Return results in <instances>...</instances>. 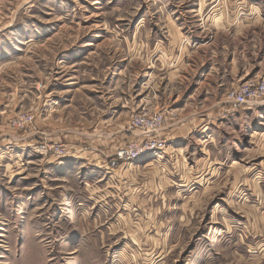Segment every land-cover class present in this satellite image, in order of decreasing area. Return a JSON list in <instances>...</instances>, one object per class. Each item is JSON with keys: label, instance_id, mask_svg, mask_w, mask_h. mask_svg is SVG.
Masks as SVG:
<instances>
[{"label": "rangeland", "instance_id": "374dc122", "mask_svg": "<svg viewBox=\"0 0 264 264\" xmlns=\"http://www.w3.org/2000/svg\"><path fill=\"white\" fill-rule=\"evenodd\" d=\"M262 80L264 0H0V264H264Z\"/></svg>", "mask_w": 264, "mask_h": 264}, {"label": "built area", "instance_id": "2783aa9c", "mask_svg": "<svg viewBox=\"0 0 264 264\" xmlns=\"http://www.w3.org/2000/svg\"><path fill=\"white\" fill-rule=\"evenodd\" d=\"M226 99L234 110L239 107L250 108L258 103L264 104V80L241 84L229 92ZM163 120L164 116L158 113H145L134 117L130 124L139 130L140 134L133 135L136 140H133L127 147L119 149L116 157L121 161L134 162L164 151L166 141L160 137ZM37 149L39 151L38 147ZM67 153V150L62 147L53 151L55 157L66 156ZM75 153H72V156H75Z\"/></svg>", "mask_w": 264, "mask_h": 264}, {"label": "crops", "instance_id": "0c3cea01", "mask_svg": "<svg viewBox=\"0 0 264 264\" xmlns=\"http://www.w3.org/2000/svg\"><path fill=\"white\" fill-rule=\"evenodd\" d=\"M247 109H250V108H247Z\"/></svg>", "mask_w": 264, "mask_h": 264}, {"label": "bare ground", "instance_id": "6f19581e", "mask_svg": "<svg viewBox=\"0 0 264 264\" xmlns=\"http://www.w3.org/2000/svg\"><path fill=\"white\" fill-rule=\"evenodd\" d=\"M149 156H151V155H149Z\"/></svg>", "mask_w": 264, "mask_h": 264}]
</instances>
